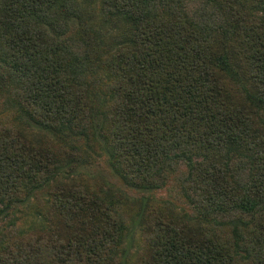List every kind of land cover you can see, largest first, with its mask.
Masks as SVG:
<instances>
[{"label": "trees", "instance_id": "1", "mask_svg": "<svg viewBox=\"0 0 264 264\" xmlns=\"http://www.w3.org/2000/svg\"><path fill=\"white\" fill-rule=\"evenodd\" d=\"M0 264H264V0H0Z\"/></svg>", "mask_w": 264, "mask_h": 264}, {"label": "rangeland", "instance_id": "2", "mask_svg": "<svg viewBox=\"0 0 264 264\" xmlns=\"http://www.w3.org/2000/svg\"><path fill=\"white\" fill-rule=\"evenodd\" d=\"M80 176H83L88 180L90 178L93 179V181L91 182L93 183L92 186L94 188L95 186L100 187V188L106 187L107 189L117 188L119 190H122L127 195H129L131 198H136L140 196L139 194L133 191L127 190L121 184L117 176L112 174V172L110 171L104 156L96 157L95 164L89 165V166H83L75 174L72 175V177H75V178L80 177ZM42 197L47 198V194H44V196L42 195ZM34 204L36 205V201L35 202L31 201V203L27 205V207L25 208V213L23 216V225L28 228L36 227L37 225L41 224V220H42L41 217L36 216L31 212V208L34 206ZM135 223L136 224H134L129 237L126 240V249H128L130 253L134 251V241H135V238L138 237L137 235H139L138 234L139 233V220H136Z\"/></svg>", "mask_w": 264, "mask_h": 264}]
</instances>
